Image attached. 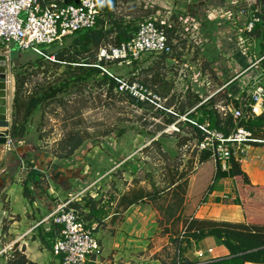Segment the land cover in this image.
<instances>
[{
	"label": "rangeland",
	"instance_id": "obj_1",
	"mask_svg": "<svg viewBox=\"0 0 264 264\" xmlns=\"http://www.w3.org/2000/svg\"><path fill=\"white\" fill-rule=\"evenodd\" d=\"M196 1L120 0L116 13L118 17H124L125 21L133 17L141 18V21L156 18L166 24H171L173 21L177 26L181 40L177 41V45L180 47L175 49L183 48L182 51L184 52L178 62H173L170 59L162 62L159 55L150 54L144 55L135 65H114L108 70L109 73L121 76L127 83L137 81L144 83L151 93L161 98V102H158L161 108L145 103L144 108L139 109L134 104L129 103L125 97L126 95L122 93L123 91L113 90L109 95L108 86L99 88L94 84L95 82L85 85L75 84L56 99L44 102L37 108L28 120L27 134L24 139L21 141L14 140L10 157H12L13 152H18L19 173H22L27 162L31 161H34L43 174H48V169L45 167L62 169L63 172L67 173L60 182L65 187H74L76 191L83 192L81 196L90 194L97 200L114 198L110 206L111 213L121 211L119 202L123 197L132 198L134 195L155 193L153 202L143 204L150 208V212L151 210L156 211V223L159 218H163L167 206L174 202L173 190L175 189L169 188L168 168L175 166V169L181 174L187 169L186 165L188 160L192 159V156H194L195 168L198 156L196 142L191 140L190 128L184 124L188 113L182 115L173 123L175 129L172 128V125H165L164 113H177L176 110L180 107L179 103L185 101L183 97L187 87L198 91L203 96L208 94L207 92L211 91L210 89H215V82L209 75L196 74V70L199 69L202 61L199 57L202 52L198 49L203 45H207L206 43H211V37L207 38V42L197 38L199 24L209 20H223L230 27V29L227 28L228 31L232 28L236 29L234 26L241 29L252 11L256 12L255 14L260 11L258 0H223V13L225 16L219 18L220 16L213 13L212 10L202 14L195 12L196 10L192 9L191 4H195ZM209 2L211 0H208ZM148 11H152V13H147ZM227 12H230V16ZM195 22L198 24L195 25ZM72 43V38L69 37L53 47L43 46L46 50L41 49L39 53L30 50L21 51L17 46L12 45L10 49L12 58L10 74L13 77L14 91L15 75L18 73L24 75L26 82L22 89L23 96H28L30 93L37 91L36 89L39 87L46 88L62 83L65 79L63 66L55 69L50 62H46L40 68H37L36 66L33 67L32 64L43 56L45 59L53 61L51 55L54 52L69 49ZM150 66L153 68L149 69ZM154 75H157L159 79L162 78L169 85L173 83L174 88L170 89L167 96L159 95L151 86V77ZM230 75H224L223 82L231 79L236 73L233 72ZM131 78L133 79L131 80ZM222 78L217 77L220 80ZM261 85H264V83H261ZM249 91L248 89L247 95H249ZM223 103V100L217 103L218 110L225 107ZM182 117H185V119ZM179 124L184 125L178 129ZM159 128L161 131H158ZM70 132L82 136L84 144L68 159H59L56 156L61 153L60 141ZM161 134H163L162 139L158 141L159 144H155L153 141ZM152 135L154 136L151 137ZM184 138L188 141L184 145H180ZM14 146H16L15 151L13 150ZM18 148L21 149L17 151ZM130 164L137 167L134 173L129 171ZM209 164L212 167V161ZM14 168H16L15 161H13L10 170L14 171ZM15 177L20 181L19 174H16ZM0 179L1 183L6 184L9 182V178L6 176ZM45 183L43 184L44 188L49 189L52 185L51 182L47 183L46 181ZM180 183H182L181 188L178 190L181 192L184 190L185 194L186 186L183 185V182ZM51 187H53L54 193L57 191L58 194L60 193L59 196L65 199L64 197L67 195L64 194L65 191L58 187L54 188L53 185ZM2 193L0 192V209L4 211L9 208V202L2 198ZM54 193L51 192L52 195ZM46 196L51 197L48 192H46ZM55 200L50 198L53 204ZM15 204H17L16 201ZM143 204L139 205L142 209ZM21 206L23 207V205L17 204L16 208ZM132 209H134L130 213L132 216L139 214V211H141L138 208L136 210L135 207ZM144 211H142V214L145 213ZM150 212L149 215H151ZM113 218V216H109L105 225H100L95 231V234L99 233V235L96 234V237L98 242L100 240V244L103 243V249L105 247L103 240L111 241L112 238H117V236H111V232L115 230L117 223L123 221V214L119 222H117L119 215H116L115 225H110ZM35 220H38V218ZM13 221L9 214L5 213L2 216L0 213V250L12 241L8 230ZM43 223H45L43 225L45 228L53 227L50 221ZM133 223L135 221L130 224ZM41 226L40 228H42ZM171 228L178 231L179 226H171ZM157 248L160 249V244ZM13 249L14 251L18 250L15 249V246H13ZM113 252V250L108 249L104 253L100 246V251L96 257L103 260V262L105 261V264H123L124 258L118 259L119 256L117 257L118 260L113 262L115 259V256L112 257ZM136 253L132 255L135 256ZM9 254L11 255L10 251L0 254V264L6 263ZM152 255L154 253L147 256L150 258L149 260L152 259ZM135 261L136 257L133 260H127L129 264H135Z\"/></svg>",
	"mask_w": 264,
	"mask_h": 264
},
{
	"label": "trees",
	"instance_id": "obj_2",
	"mask_svg": "<svg viewBox=\"0 0 264 264\" xmlns=\"http://www.w3.org/2000/svg\"><path fill=\"white\" fill-rule=\"evenodd\" d=\"M48 1L50 0H45V2ZM55 1L59 2L58 0ZM119 1L106 0L105 5L100 9L94 27L69 36L73 42L71 47L54 52L51 55L53 61H49L43 56L32 64L33 67L36 66L37 68H40L46 62H50L55 69L63 66L65 79L62 83L46 88L39 87L36 89L37 91L30 93L28 96H23L22 89L26 84L24 75L20 73L15 75L16 81L12 102V116L10 126L4 132L5 136H9L10 139L15 141L23 140L27 134L26 126L28 120L34 111L44 102H50L56 99L75 84L85 85L95 82L94 84L99 88L108 86L107 91L109 95L113 90H119L117 80H123L121 76L112 73H110L112 75L110 76L99 67H95V65H99L105 68L107 67L106 69L110 70V67L117 66L114 63H97L96 55L99 48L107 45L119 46L122 43H126L136 33L139 24L142 22L140 20L141 18L138 17H133L128 21H125L124 17H118L116 9ZM77 2L78 0H64L61 4L75 5ZM258 5L260 11L256 15L260 18V22L246 36L249 43L251 40H254L257 44L255 52H257V56L260 59L258 68L264 72V0H258ZM149 12L152 13V11H148L147 13ZM205 22V25L203 24L204 26L209 23L207 21ZM213 23L205 28L203 26L204 29L201 34L199 29L197 31V38L202 39L203 42L205 40L207 41V38L211 37V32L215 27ZM158 26L164 30L172 53H149L147 55L157 54L162 62L167 61V59L178 62L184 52L182 51L183 48L175 49L180 47L177 45V41L181 40L176 24L172 21L171 24H158ZM69 37H64L57 43ZM57 43L50 47H53ZM43 49L46 50L45 48ZM202 49L206 51L209 49V46L203 45L198 50L201 51ZM208 51L210 52L209 54L204 52L199 55L202 61L199 69L196 71L203 76L209 75L215 82V89H210L211 91H208V94L203 96L198 91L187 87L183 97L185 101L179 103L180 107L176 110L177 113L171 112V115L164 113L166 118L164 121L165 125H172L179 117L188 113L184 124L190 128L191 140H195L196 144L202 141L204 137L197 125L205 122L208 123L209 129L216 130L224 138L230 136L237 128H243L250 132L253 137L258 136L261 137V140H264V114H255L252 112L250 95H247L246 91L238 95L237 93L240 92V89L238 92L235 89V93L229 89L216 92L223 85V82L217 79L213 68L216 54L212 50ZM137 61H133L131 65H135ZM151 68L153 67L150 66L149 69ZM151 78V86L161 96H167L170 89L174 88L173 83L169 85L162 78L159 79L157 75ZM142 84L145 86L144 83ZM122 93L126 95L125 97L130 104H134L139 109L144 108L145 103L134 99L126 92ZM212 93L215 94L203 102L206 96ZM220 100L224 101V106L230 104L234 109L239 110L241 112L240 117L233 119L230 113H221L216 107ZM182 125L179 124L178 129L182 128ZM158 131H161V129L159 128ZM162 136L163 134L153 142L159 144L158 141L162 139ZM187 141L188 139L184 138L180 145H184ZM83 144L84 138L82 136L78 133L70 132L60 141V152L62 154L59 153L60 155L56 157L59 159H68ZM196 152L198 156L195 168L194 156L188 160L186 165L187 169L181 174L178 173L175 166L168 168L167 175L170 177L168 185L169 188L175 189L173 190L174 202L167 206V213L165 212V216L161 219L159 218L157 222L156 238L162 240L160 242V249L154 252L156 246L150 243L148 246L149 255L154 253L152 259L157 260L158 264H264V187L252 186L248 176L242 171L239 162L244 158L245 153L237 152L236 156L231 154L227 170H222L218 162L214 160L210 150L198 151L196 148ZM17 158V153L13 152L10 160L12 162L16 161L15 172L21 177L18 182L22 188V195L31 204L35 201L38 194L46 195L48 188H44L43 184L46 181L49 183L52 177H49L46 173L43 174L34 161L27 162L22 173H19L20 162ZM210 161L213 163L212 167L209 164ZM2 167L3 164L0 163V170ZM136 170V166L129 165V171L131 173H134ZM9 178L13 180V176L9 175ZM223 179L232 180L235 197L231 201V204L240 205L244 209V223L214 221L195 217L197 209L207 201L208 195L217 188L219 181ZM180 182H183V185L186 186L185 194L184 190L183 192L178 190L181 188L182 183ZM191 183V191L186 197L187 188ZM58 184L65 187L62 182ZM66 189V197L76 192L74 187H66ZM154 194L144 193L143 195H134L132 198L123 197L119 202L121 211L114 213L110 212V206L114 201L112 197L105 200H97L94 196L88 194L79 200H75L69 206L77 213L79 220L86 228L95 225L93 229L95 233L100 225H105L109 216L114 217L110 225H115L114 220H116V215H119V218H117V222H119L122 214L130 206L153 202ZM176 225L179 226L178 231L171 228V226L174 227ZM207 237H214L219 240L228 251V256L220 259H210L200 263L192 262L185 257L190 242L197 243ZM15 249H17L16 246ZM8 258L5 264H33L19 250L14 251L13 249ZM94 258L95 256H92L91 261L88 263L93 264Z\"/></svg>",
	"mask_w": 264,
	"mask_h": 264
},
{
	"label": "built area",
	"instance_id": "obj_3",
	"mask_svg": "<svg viewBox=\"0 0 264 264\" xmlns=\"http://www.w3.org/2000/svg\"><path fill=\"white\" fill-rule=\"evenodd\" d=\"M58 1L0 0V49L10 54L11 46L15 45L21 51L30 50L39 53L44 48L43 46H51L64 37L93 28L100 9L106 3V0H78L75 5H63L61 2L64 0ZM205 1L197 0L196 5L204 4ZM199 7L202 8L201 14L212 10L213 13L220 16L219 18L225 16L223 10L219 8L209 6L204 10L202 5ZM192 9L195 8L192 6ZM227 14L230 16V12ZM259 22L260 18L255 12H251L246 23L243 24V28L234 26L236 29H231L238 50L245 55H248L249 46H251L246 34L253 31L254 26ZM157 23L165 24L156 18L144 20L139 24L136 33L126 43L119 46L100 47L96 55L97 63L130 65L133 61H137L149 53H170L171 48L166 34ZM196 24L198 23L195 22ZM95 67H99L112 76L105 67L99 65H95ZM234 79L235 77L231 81ZM117 81L120 91L128 93L142 103H150L159 109L161 108L158 104L161 102V98L151 93L142 83ZM225 86L220 87L216 92ZM245 89L250 90L252 112L257 114L255 108H258L259 114H264V85L256 81L255 76L251 81L242 84L240 92ZM215 93L208 96L203 102ZM219 111L224 114L230 113L233 119H237L241 115V112L231 105L219 108ZM182 118L185 119V117ZM174 126L175 124H172L173 129H175ZM197 127L204 135L202 141L196 144L197 150H210L214 160L218 162L222 170H227L231 154L234 156L237 155V152L246 154L248 148L246 144L255 141L252 134L243 128H237L230 136L224 138L216 130L209 129L207 122L197 125ZM5 137L7 139L5 147L10 149L14 141L7 135ZM82 194L83 192L78 191L69 194L42 219V222L50 221L54 231H56L52 250L55 255L60 257V264H87L91 261V257H96L100 251L98 238L93 232L94 225L86 228L79 220L77 213L69 206L75 200L81 199ZM13 246V243L4 246L0 250V254L7 251L12 253Z\"/></svg>",
	"mask_w": 264,
	"mask_h": 264
},
{
	"label": "crops",
	"instance_id": "obj_4",
	"mask_svg": "<svg viewBox=\"0 0 264 264\" xmlns=\"http://www.w3.org/2000/svg\"><path fill=\"white\" fill-rule=\"evenodd\" d=\"M209 3L206 0L204 4L201 3L200 5L203 6L204 10L209 6L219 8L220 10L224 9L223 0H211V2ZM200 5L197 6L195 3L191 4V7L193 6L195 8V12H200L202 11V8L199 7ZM204 22H200L199 24L200 34L205 27L212 25L211 23L213 22V24H215V27L211 32V43L209 42L206 44L207 46H209L208 50H212L216 54V60L213 63V67L217 77H223L221 79L223 82L224 75L229 76L230 74H233V72L236 73V75H234L235 79L233 81H231L234 78L232 76L233 78L231 77V79L223 82L222 86H227H225L222 90L229 89L234 93L236 90L238 92V90L242 87V84H244L246 81H251L255 76L256 81H258L260 84L264 83V72L258 68L260 59L257 56V52H255V49L257 47L255 41L251 40V46H249L248 55H245L238 50L237 44L235 42V36L233 35L232 30H227V28L230 29V27L225 24L223 20H209L207 21L209 23H207L206 26H204ZM205 42L207 41L205 40ZM208 50L204 51V49H202L201 52H207L206 54H209L210 52ZM196 74L200 73L196 71ZM244 91L248 92L246 89ZM240 93L241 92L237 94L239 95ZM207 97L208 96H206V98ZM255 111L257 112V114L260 113L258 108H255ZM11 116L12 106L7 117V119H10V121ZM253 139L255 141L246 144L248 145V148L246 149L247 156L242 158L239 163L242 171L245 172L248 176V179L252 186L264 187V140H261V137L258 136L253 137ZM15 147L16 146H14L13 149L14 151ZM20 149L21 148H18L16 150L19 151ZM10 151L11 148L7 149V147L5 146H0V163L3 164V167L0 170V178H2L3 176L9 178V175L13 176V180H10L9 178V182L6 184L1 183L0 179V192H3L2 198L5 199L6 202H9V208L4 211L0 209V213L2 216L3 214L7 213L14 220L9 226L8 230L9 237H11L12 239L11 243H13L19 251H22L26 259L33 264H60V257L55 255L52 250V242H54L55 239L54 228L53 230L51 227L45 228L43 226L45 225V223L42 222V219L47 213L52 211L60 201L64 200L59 196L60 193L58 194L57 191H55L54 193L53 187L51 186L53 185L54 188H61L63 191H65L64 194H67L66 187H61L58 184L67 172H63V170L59 168L51 169L49 167H45L46 169H48V175L52 177L53 180L52 181L49 178L52 185L49 189H47V192L51 197L48 198L45 194H38L36 196V200L32 202V204H30L22 195V188L20 186V183L18 182L19 180H17L15 177L17 174L15 172L16 168H14V171H12V169L10 170L13 163L10 160ZM42 170L44 171L43 168ZM55 170H57L58 172L56 173ZM191 186L192 183L189 184L187 188L186 197L191 191ZM51 192H53L54 194L52 195ZM234 197L235 194L233 190L232 180H220L217 188L208 195L207 201L197 209L195 217L198 219H207L214 221L244 223V209L240 205L231 204V201L234 199ZM50 198L52 200L56 199L54 201L55 205L50 201ZM226 199L228 200L227 203L225 202ZM15 201L17 202V204L23 205V207L21 206L16 208L17 204H15ZM139 205L140 204L130 206L124 212L123 221L116 225L115 230L111 232V236H117V238H112L111 241L103 240L105 246L104 249L102 248L103 243L100 244L99 240V244L104 253L108 249L113 250L116 253L115 255L114 252L112 254V257L115 256L113 262L122 257L124 258V261H122V263L129 264L127 260H133V258L136 257L135 264H158L157 260H149L150 258L147 257L150 253L148 251L149 244L152 243V245L156 246L154 251L156 252L159 250L157 246L160 244V242H162L161 239L156 238L157 213L154 210H151L150 212V208L146 206V204H143V209ZM134 207L136 210L138 208V210L141 211H139V214L132 216V214L130 213L132 210H134L132 209ZM146 207L148 209H144ZM142 211H144L145 213L142 214ZM149 212L151 213V215H149ZM130 215L131 217H129ZM36 218H38V220H35ZM133 221H135V223L130 224ZM40 226L44 229L40 228ZM96 234L99 235V233ZM133 253H136V255L133 256ZM226 256H228V251L221 244V242L214 237L204 238L197 243L190 242L189 248L185 253V257H187L190 261L196 263L204 262L210 259H220ZM105 263V261L103 262V260L99 259L98 257H95L93 261V264Z\"/></svg>",
	"mask_w": 264,
	"mask_h": 264
},
{
	"label": "water",
	"instance_id": "obj_5",
	"mask_svg": "<svg viewBox=\"0 0 264 264\" xmlns=\"http://www.w3.org/2000/svg\"><path fill=\"white\" fill-rule=\"evenodd\" d=\"M11 61V55L0 49V146H5L7 139L4 132L10 126V119L7 117L14 92L13 77L10 74Z\"/></svg>",
	"mask_w": 264,
	"mask_h": 264
}]
</instances>
